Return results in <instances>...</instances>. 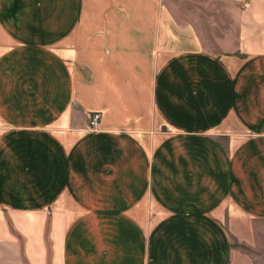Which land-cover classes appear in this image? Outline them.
<instances>
[{
  "label": "crops",
  "instance_id": "1",
  "mask_svg": "<svg viewBox=\"0 0 264 264\" xmlns=\"http://www.w3.org/2000/svg\"><path fill=\"white\" fill-rule=\"evenodd\" d=\"M218 3L0 0V264H264V0Z\"/></svg>",
  "mask_w": 264,
  "mask_h": 264
},
{
  "label": "rangeland",
  "instance_id": "2",
  "mask_svg": "<svg viewBox=\"0 0 264 264\" xmlns=\"http://www.w3.org/2000/svg\"><path fill=\"white\" fill-rule=\"evenodd\" d=\"M220 0H167V4L173 12L180 17V12L188 13V16L198 23L205 25L211 10L218 9L223 3ZM219 6L218 8L214 7ZM188 17V18H189ZM204 29H206L204 27Z\"/></svg>",
  "mask_w": 264,
  "mask_h": 264
},
{
  "label": "built area",
  "instance_id": "3",
  "mask_svg": "<svg viewBox=\"0 0 264 264\" xmlns=\"http://www.w3.org/2000/svg\"><path fill=\"white\" fill-rule=\"evenodd\" d=\"M241 2H245V0H239ZM100 120V113L99 112H92L89 115V121H88V125L90 128H95L97 123Z\"/></svg>",
  "mask_w": 264,
  "mask_h": 264
}]
</instances>
